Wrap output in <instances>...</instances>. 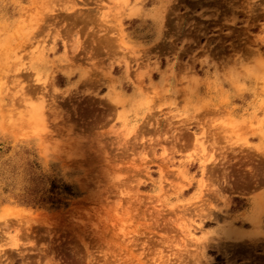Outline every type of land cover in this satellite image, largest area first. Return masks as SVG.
Returning a JSON list of instances; mask_svg holds the SVG:
<instances>
[{
  "label": "rangeland",
  "instance_id": "1",
  "mask_svg": "<svg viewBox=\"0 0 264 264\" xmlns=\"http://www.w3.org/2000/svg\"><path fill=\"white\" fill-rule=\"evenodd\" d=\"M0 264H264V0H0Z\"/></svg>",
  "mask_w": 264,
  "mask_h": 264
},
{
  "label": "trees",
  "instance_id": "2",
  "mask_svg": "<svg viewBox=\"0 0 264 264\" xmlns=\"http://www.w3.org/2000/svg\"><path fill=\"white\" fill-rule=\"evenodd\" d=\"M66 188V190H70V188L68 186H64ZM56 189V186H53L52 190L50 191V193H54ZM25 193L23 195H21V199L20 201L23 204L26 205H34V206H38L41 205L43 203H58L60 201V199L58 197H54V196H49L46 197L44 195H39L35 190L31 189V188H27L24 190Z\"/></svg>",
  "mask_w": 264,
  "mask_h": 264
}]
</instances>
